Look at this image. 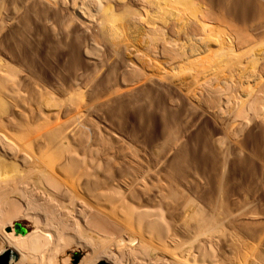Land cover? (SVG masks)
I'll return each instance as SVG.
<instances>
[{"label":"rangeland","instance_id":"374dc122","mask_svg":"<svg viewBox=\"0 0 264 264\" xmlns=\"http://www.w3.org/2000/svg\"><path fill=\"white\" fill-rule=\"evenodd\" d=\"M56 1L0 0V55L21 58L17 87L0 92L3 121L26 145L17 160L0 153V179L70 141L99 201L81 180L74 190L113 235L124 233L119 200H104L115 190L161 213L172 247L202 248L209 230L195 264H264V0ZM7 222L33 228L26 216ZM136 242L119 247L127 256ZM66 253L73 264L84 250Z\"/></svg>","mask_w":264,"mask_h":264},{"label":"bare ground","instance_id":"6f19581e","mask_svg":"<svg viewBox=\"0 0 264 264\" xmlns=\"http://www.w3.org/2000/svg\"><path fill=\"white\" fill-rule=\"evenodd\" d=\"M47 2L50 5L57 3L56 0H47ZM108 20H111L110 15ZM74 29H78L77 25H74ZM0 56V92L2 93L10 87H17L19 83L17 64L21 62V58L16 54V51ZM7 62L13 66L8 71L5 69L8 67ZM13 91L14 89L10 93H13ZM5 103L0 98V153L7 158L17 160L16 151H19V149L26 150V145L8 138L7 126L3 121L6 117L3 115L7 113ZM65 144L64 146H66ZM57 146L43 156L40 163L42 165L32 166V169L26 172L25 175H18L16 174L17 171L15 173V170L9 169L3 175L5 178L0 179V257L6 255V264H68L69 256L66 250L70 247L84 250V254L79 261L77 260V264H95L100 260L107 262L109 257L113 258V262L111 261L109 264H127L129 262L126 257L130 254H132L130 257L135 258L137 264H195V262H192L195 254L193 252L195 249L197 251V248L199 250L201 248L198 240H193L198 241L196 243L192 240V242L188 241L186 244L189 245L186 246L185 244L184 247L181 246V249L176 245L182 244L180 242L183 241L177 244L174 243L175 246L173 247L170 246L167 243L168 239L165 234L168 233L166 231L169 226L163 215L157 211L141 207V205L136 208L132 204H127L122 200L124 198H119L120 196L116 194L118 192H115V190L104 195V200L109 205H113L119 200L121 215L117 219V223L125 234L113 235L109 232L113 228L111 224H108V221L107 223H101L96 215L91 217L89 213L85 212L86 208L82 207L81 204L83 199L74 190V186L81 180L85 193L89 197L92 196L94 200L99 201L94 191L100 185L96 179L89 178L91 174L86 169L83 168L81 172L78 171L83 162L80 165V161L74 158L77 154H72V149L70 150L71 153H68L69 148H71L70 145L67 148L63 145ZM23 184L26 187H23ZM114 192L115 194H113ZM41 200L43 203L40 202ZM29 213L33 215H28ZM112 213L110 210L108 215L112 216ZM18 216L28 217L33 226L32 230L20 233L16 232L14 227H7L10 229H5L7 231L5 232L3 228L8 223L7 219ZM80 221L87 224L89 229L86 228L84 232H81L79 228H83V225ZM201 221L199 223L202 224L203 221ZM207 228L209 229L208 226ZM10 231H13V233ZM207 232L202 233L203 237L206 234L205 238L201 237V234L198 235L199 237L197 236L199 240L200 237L203 238L202 243H200L204 247L206 246L205 243L210 241L209 235L211 234L207 236ZM97 236L105 237V241L94 242L92 239ZM135 238H137V242L133 246L134 248L128 249L130 254L126 252L128 254L126 256L122 252V247H119L120 239L134 241ZM175 240L177 241V239ZM112 243L116 248L119 247V249L117 248L119 250L118 254L109 252ZM210 243H208L209 250H211ZM204 247L202 248L204 249ZM208 263L210 264V262Z\"/></svg>","mask_w":264,"mask_h":264},{"label":"water","instance_id":"95a60500","mask_svg":"<svg viewBox=\"0 0 264 264\" xmlns=\"http://www.w3.org/2000/svg\"><path fill=\"white\" fill-rule=\"evenodd\" d=\"M14 227V230L16 232H20V233H24L25 230L24 228H22L20 225H18L17 223L13 225ZM10 228H6V230H9ZM78 260V255L77 254H73V264H75ZM6 261H7V257L6 255L4 254V256H1L0 257V264H6ZM95 264H109L108 262L106 261H103V260H100L98 262H96Z\"/></svg>","mask_w":264,"mask_h":264}]
</instances>
